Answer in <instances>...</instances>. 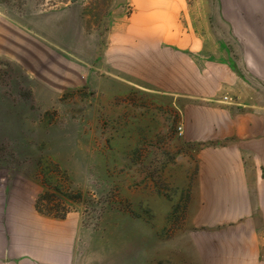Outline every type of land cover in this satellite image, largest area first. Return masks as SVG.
<instances>
[{"label":"rangeland","instance_id":"rangeland-1","mask_svg":"<svg viewBox=\"0 0 264 264\" xmlns=\"http://www.w3.org/2000/svg\"><path fill=\"white\" fill-rule=\"evenodd\" d=\"M189 2L213 56L246 73L245 24L229 21V0ZM133 10L0 0L12 39L0 54L2 264L11 223L32 212L77 225L76 264L211 263L214 228L191 215L196 151L210 143L186 140V101L115 69V29Z\"/></svg>","mask_w":264,"mask_h":264},{"label":"crops","instance_id":"crops-1","mask_svg":"<svg viewBox=\"0 0 264 264\" xmlns=\"http://www.w3.org/2000/svg\"><path fill=\"white\" fill-rule=\"evenodd\" d=\"M131 2L134 10L111 43L115 69L186 101V140L210 143L196 151L191 204L194 223L214 228L207 264H264V0H229V21L245 24L244 74L213 56L189 0ZM121 35L129 39L121 42ZM11 41L0 34V54L8 55ZM19 222L11 223L8 264H76L75 223L33 212Z\"/></svg>","mask_w":264,"mask_h":264},{"label":"built area","instance_id":"built-area-1","mask_svg":"<svg viewBox=\"0 0 264 264\" xmlns=\"http://www.w3.org/2000/svg\"><path fill=\"white\" fill-rule=\"evenodd\" d=\"M225 99H227V96L225 97ZM179 129H182V127H181V126H179Z\"/></svg>","mask_w":264,"mask_h":264},{"label":"trees","instance_id":"trees-1","mask_svg":"<svg viewBox=\"0 0 264 264\" xmlns=\"http://www.w3.org/2000/svg\"><path fill=\"white\" fill-rule=\"evenodd\" d=\"M37 203H38V201H37ZM36 203V206L38 207V204Z\"/></svg>","mask_w":264,"mask_h":264}]
</instances>
